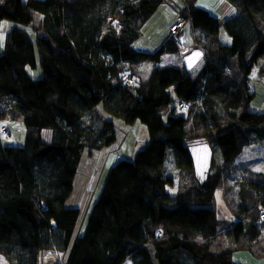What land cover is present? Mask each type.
Segmentation results:
<instances>
[{"label":"trees","instance_id":"trees-1","mask_svg":"<svg viewBox=\"0 0 264 264\" xmlns=\"http://www.w3.org/2000/svg\"><path fill=\"white\" fill-rule=\"evenodd\" d=\"M172 1L0 0V24H15L0 55V120L21 122L24 132L19 145L0 140V258L6 264H38L46 249L67 252L62 264H231L240 249L264 257V223H257L264 173L236 166L244 147L264 143V110L249 107L254 82L264 85V0H225L232 12L222 22L187 1L205 56L197 73L155 67L145 85L126 87L123 65L158 63L177 50L173 39L152 54L133 47L156 8ZM183 2L176 13L185 10ZM221 24L229 46L219 40ZM17 25L41 32L37 52ZM35 54L37 79L26 71L35 68ZM175 101L186 103L184 112ZM103 113L145 124L148 141L132 159L113 160L71 242L80 209L66 201L81 155L116 138ZM43 130H50L47 142ZM197 138L208 144L212 166L221 160L202 181L185 144ZM219 190L230 224L216 212Z\"/></svg>","mask_w":264,"mask_h":264},{"label":"rangeland","instance_id":"rangeland-1","mask_svg":"<svg viewBox=\"0 0 264 264\" xmlns=\"http://www.w3.org/2000/svg\"><path fill=\"white\" fill-rule=\"evenodd\" d=\"M23 1L25 2L26 0H23ZM187 1L189 3V0H184L183 2V6L185 10H183L182 13L181 12L175 13V16L176 15L177 16L175 17L174 21L168 27L167 39H173L174 42H176L175 37H177V39L181 42L182 33L184 32L186 28H188V26L191 28L190 29L191 31L193 30V28L191 27L190 21H188V16H187L188 9L192 3L188 4ZM221 1L222 0H216V1L215 0H197L195 4L198 6L199 5L204 6L205 8L209 9L210 14L219 17L222 13L221 4H219V2L221 3ZM169 9H170V6L167 3H164V5L160 8L159 12L156 13L155 16L150 20L149 24H147V29H149V31L145 34V38H147L150 35H154L153 38H156L159 36V33H160L159 29L162 27V25L165 24V21H167L168 19L167 11H169ZM182 18H184L186 22L183 28L180 30V32L178 34H174L172 30V25L175 21L182 20ZM39 22H40V16L35 15L33 25H38ZM14 25H15L14 22L10 20L1 21V24H0V55L3 52L5 34L8 31V29ZM17 26L22 28L29 35V37L33 41L35 52H37L36 44H35V37L37 33H39L40 35L41 32L36 31V30L33 31L27 25H20V26L17 25ZM220 29L222 32L220 41L221 43L224 44L225 40L227 39L225 38V34L227 35V32L222 24H221ZM195 36L197 39V32L195 34V32L192 31V37L194 41L193 45H190V46H193L192 49L188 48L189 46L185 47V44L183 42H181V44L183 43L182 44L183 48L181 49L177 47L175 43L177 50L174 53L176 54V56L174 55L162 56L161 55L160 61L158 63H153L149 59H145L139 62L138 64L136 63L134 65H131V64L123 65V69L125 70V72H123L122 74L129 75L130 77L133 78V84L127 85L126 87L134 88V87H140L142 84L145 85L151 73L150 71L155 67H161L162 65H165V64H168V65L177 64L176 67L179 66L180 68L184 64V65H187L186 67H190L191 65H194L193 63L194 59L198 61L200 58V65H201L203 61L205 60V56L203 53L204 51L201 45H197ZM226 46H229V45H226ZM134 49L140 50L142 48L134 47ZM156 49L154 50L147 49L146 53L152 54ZM190 54H191V57H190L191 60L187 62V60L189 59L186 58L185 56L190 55ZM35 58H36L35 68H31L27 66L26 71L29 73V75L32 78L37 79L41 77V69L38 65L37 54H35ZM185 60L186 62H184ZM196 68L197 67H195V70ZM254 83H257L255 84V96L253 100L251 101V104L249 107L251 111L259 112L263 110L262 106L264 104V85L260 84L259 82H254ZM98 108L100 111H102L101 105H98ZM105 115L112 118L111 115H108V114H105ZM3 120L8 121L9 125L0 127V140L2 141V143H5L7 141L6 139H10L9 141L13 142V141H18L17 139H20L21 137H23L24 132H23V127H22L21 122H18V121L10 122L8 119H3ZM118 120L119 119L114 120L115 121L114 126H117V124L119 123ZM11 123H15L18 125L14 124V126L11 127L10 126ZM138 124L139 123H135L133 126H131L128 133H126L128 130L123 131V129L128 128V126H125V124L122 125V128L120 129L117 128L115 132L116 140L112 144H110V146L103 147L101 151L94 150L91 154H89L85 150L82 153L80 162L77 168L76 176H75L76 177L75 187L73 188L70 197L66 201L67 207L70 206L73 208L80 209L79 219L77 221L74 234L72 235L71 242L75 238V236H77L78 234H81L82 230L84 229L88 214L91 210V207L99 195V192L103 186L104 180L107 176V173L109 169L111 168L112 164L114 163L113 160H115L114 158L116 157V155H118V152L126 156V158L130 157L129 151H131V149L133 148V143L131 142V140L137 131ZM121 130L123 131V133L121 132ZM50 137H51L50 130L42 131V138L44 141L46 142L49 141ZM116 143L120 145L119 150L115 148ZM185 144L194 158V174L197 180L202 181L208 172H214V169L217 166L220 167L221 165L220 159L216 160V162L214 163V166H212L211 163H209L210 157H211V151L208 147V144L206 143L204 139L197 138V139L187 140ZM166 154H167L166 162H168L170 159V150L167 149ZM240 159L239 158L238 160L236 159V166L239 167L240 169L246 167V168H249V170H251L254 173H259V172L264 173V143L258 146H250L247 148L244 147V149L241 152ZM238 165H243V166H238ZM177 176L181 182L180 175H177ZM178 183L179 181L176 178L174 180L173 186L167 187V191L170 194H174L176 192V187ZM218 192L222 193L221 190H219ZM217 197L219 201L217 200L215 203V205H217L216 210H218V213L221 214V217L225 221V224L232 223L233 222L232 216L230 215L231 216L230 217L227 214L222 213L223 210H225L224 212L227 213L228 209L226 210V209L221 208L222 202H221V198L218 193L216 194V198ZM260 206L264 207L262 205ZM259 232L261 233L262 237H264V231L259 230ZM245 248L246 247L244 246V249ZM237 249H240V248H237ZM66 255H67V252L65 253V252L56 251L55 249H46L39 253L38 264H62L66 258ZM0 264H6V263L0 258ZM231 264H264V257L257 259V258L252 257L251 253L248 250L240 249L232 253Z\"/></svg>","mask_w":264,"mask_h":264},{"label":"crops","instance_id":"crops-1","mask_svg":"<svg viewBox=\"0 0 264 264\" xmlns=\"http://www.w3.org/2000/svg\"><path fill=\"white\" fill-rule=\"evenodd\" d=\"M171 1V0H170ZM197 1V0H196ZM216 1V0H215ZM177 2H180V3H182L183 2V0H173L172 1V3H171V5H170V3H168V5L170 6V9H169V11H167L168 12V19H167V21H165V24L164 25H162V27L159 29V31H160V33H159V36L158 37H156V38H153V36L154 35H150V36H148L147 38H145V34L149 31V29H147V24H149V22H150V20L155 16V14L156 13H158L159 12V10H160V8L164 5V3H162V4H160L157 8H156V10L153 12V14L151 15V17H149L148 19H147V21L145 22V24L141 27V33H140V35H139V37H138V39L136 40V42H135V44L133 45V47H140V48H142L143 50H147V49H156V48H158L161 44H163V42L167 39V33H168V27H169V25L174 21V19H175V17L177 16H175V11H174V9H175V7H176V5L178 4ZM219 4H221V9H222V13H221V15L219 16V17H217V16H215V17H217L218 19H219V21H223L231 12H232V8H231V6L225 1V0H222L221 1V3L219 2ZM196 5V4H195ZM196 6H198V5H196ZM198 7H201V8H204L205 10H207L208 12H209V9H207V8H205L204 6H198ZM168 10V9H167ZM221 26L219 27V33H218V36H219V40H220V38H221V35H222V32H221ZM191 28L188 26V28H186L185 30H184V32L182 33V36H181V38H182V42L185 44V47H188V48H190V49H192L193 48V46H190V45H193V43H194V41H193V37H192V31L190 30ZM225 38H227L226 40H225V43L223 44V45H230L231 44V38L228 36V35H226L225 34ZM221 42V41H220ZM165 55H174V56H176V54L173 52H171V53H164V54H162V56H165ZM186 58H188L189 60H187V62H189L190 60H191V54L190 55H187V56H185ZM163 58V57H162ZM175 58V57H174ZM192 59H193V57H192ZM184 62H186V60L184 61ZM139 63V62H138ZM137 63V64H138ZM193 63H194V65H191L190 67H186L187 65H182V67L181 68H183L185 71H186V73H188L190 76H193L194 74H196L197 73V71L199 70V68L201 67V65H200V58H199V60L197 61L196 59H194L193 60ZM176 66L177 64H165V65H162L161 67H167V66ZM179 67V66H178ZM195 67H197L196 68V70H195ZM255 84H257V83H254V86H255ZM173 97H174V94H173ZM174 99H177L176 97H174ZM262 109L264 110V104H263V106H262ZM102 112V111H101ZM104 114V117H105V119H107V120H111L112 122H113V124H114V120H116V119H119L118 120V124H117V126H114L115 127V132H116V129L118 128V129H120V128H122V125H124L125 123L123 122V120H121L120 118H115V117H113L112 116V118L111 117H109V116H107V115H105V114H107V113H103ZM109 115V114H108ZM11 122V121H10ZM19 122V121H18ZM135 123H139L138 125H137V131H136V133H135V135H134V137L132 138V140H131V142L133 143V148L131 149V151H129L130 152V157L129 158H127V159H132L133 157H134V155H135V153L139 150V149H141V147H143L145 144H146V142L148 141L147 140V138H148V131H147V127H146V125L145 124H143V123H141V122H138V121H136V122H133L132 124H125V126H128V128H126V129H123V131H127L126 133H128L129 132V130H130V128H131V126H133ZM14 124L15 123H11L10 124V126L12 127V126H14ZM9 125V122L8 121H4V120H0V127H4V126H8ZM15 125H18V124H15ZM19 129V128H18ZM123 131L121 130V132L123 133ZM126 133H125V135H126ZM115 137H116V134H115ZM22 138V137H21ZM21 138L20 139H17L18 141H9L10 139H6L7 141L5 142V143H3V144H8V145H19V144H21ZM115 140H116V138H115ZM110 146V145H109ZM250 146H254V145H250ZM250 146H246V148L247 147H250ZM115 148H117V150H119V148H120V145L118 144V143H116V146H115ZM103 149V148H102ZM102 149H100V150H98V151H101ZM244 149V148H243ZM240 156H241V153L237 156V160H238V158L240 159ZM123 157H125V159H126V156H124L123 154H120L119 152H118V155H116V157L114 158V159H120V158H123ZM193 157V156H192ZM193 160H194V158H193ZM240 160H242V159H240ZM244 162V161H243ZM75 183H76V178H75V180H74V185H73V188L75 187ZM218 194H219V196H220V198H221V204H223V200H224V198H225V195L223 194V193H220V192H218ZM70 197V196H69ZM215 198H216V196H215ZM218 200V197L216 198V201ZM219 201V200H218ZM224 205V204H223ZM217 206V205H216ZM70 207V206H69ZM226 209V208H225ZM216 212H218V210H216ZM225 214H227L228 216H230V214H228V213H225ZM231 217V216H230ZM252 256V255H251ZM252 257H254V256H252ZM255 258V257H254ZM257 259H259V258H257Z\"/></svg>","mask_w":264,"mask_h":264},{"label":"built area","instance_id":"built-area-1","mask_svg":"<svg viewBox=\"0 0 264 264\" xmlns=\"http://www.w3.org/2000/svg\"><path fill=\"white\" fill-rule=\"evenodd\" d=\"M185 19L182 18V20H178V21H175L172 25V30H173V33L174 34H178L180 32V30L183 28L184 24H185ZM176 39V45L177 47L179 48H183L182 47V44L181 42L177 39V37H175ZM229 70L226 68L225 69V72L227 73ZM121 80L123 81V84L125 86L127 85H132L133 84V78L130 77L129 75H123L121 76ZM174 107H176V109L179 111V112H184L185 109H186V103L185 102H182V101H177L176 104L174 105ZM257 223L261 224V223H264V207H260V213H259V217H258V220H257ZM158 234V231L155 232V235Z\"/></svg>","mask_w":264,"mask_h":264},{"label":"clouds","instance_id":"clouds-1","mask_svg":"<svg viewBox=\"0 0 264 264\" xmlns=\"http://www.w3.org/2000/svg\"><path fill=\"white\" fill-rule=\"evenodd\" d=\"M182 41V40H181ZM186 50H188V49H186ZM138 51H141V52H147V50H143V49H140V50H138ZM177 101H175L174 103H176ZM174 103H173V105H174Z\"/></svg>","mask_w":264,"mask_h":264},{"label":"bare ground","instance_id":"bare-ground-1","mask_svg":"<svg viewBox=\"0 0 264 264\" xmlns=\"http://www.w3.org/2000/svg\"><path fill=\"white\" fill-rule=\"evenodd\" d=\"M176 103H174V105H175Z\"/></svg>","mask_w":264,"mask_h":264}]
</instances>
